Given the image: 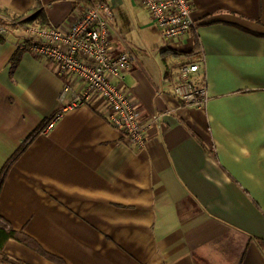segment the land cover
<instances>
[{
    "label": "crops",
    "instance_id": "0c3cea01",
    "mask_svg": "<svg viewBox=\"0 0 264 264\" xmlns=\"http://www.w3.org/2000/svg\"><path fill=\"white\" fill-rule=\"evenodd\" d=\"M39 1L50 25L84 5ZM108 2L111 53L135 57L122 82L148 125L144 146L124 142L97 95L53 121L84 83L63 95L58 65L0 15V172L20 151L0 216L65 264H264V0H191L195 26L179 39L136 0ZM35 4L0 0V10ZM188 62L208 85L204 108L173 91ZM5 252L0 264H57L15 240Z\"/></svg>",
    "mask_w": 264,
    "mask_h": 264
},
{
    "label": "built area",
    "instance_id": "2783aa9c",
    "mask_svg": "<svg viewBox=\"0 0 264 264\" xmlns=\"http://www.w3.org/2000/svg\"><path fill=\"white\" fill-rule=\"evenodd\" d=\"M136 1L148 11L150 20L167 39H179L195 26L191 0ZM111 16L108 0H97L84 4L81 14L68 25L21 26L18 30L24 38L23 47L39 58L54 61L66 76L63 95L71 90L72 79L84 83L83 90L56 112L53 121L97 95L109 105L110 119L122 131L124 142L142 148L148 125L139 121L137 101L124 91L122 82L123 70L130 67L135 57L131 52L111 53ZM200 69L198 62L184 63L173 79L174 93L188 107L204 108L210 100L206 81L195 80Z\"/></svg>",
    "mask_w": 264,
    "mask_h": 264
},
{
    "label": "trees",
    "instance_id": "16d2710c",
    "mask_svg": "<svg viewBox=\"0 0 264 264\" xmlns=\"http://www.w3.org/2000/svg\"><path fill=\"white\" fill-rule=\"evenodd\" d=\"M97 0H72L73 4L75 6L81 5V4H94ZM1 15V23L2 25H5L6 27L10 29H19L21 26L23 27H29V26H41V27H49L50 23L47 20V17L42 9L41 3L39 0H36V4L34 8H32L27 13H24L22 15H16L11 14L7 10H0ZM4 40V35L0 33V41ZM28 42V40H26ZM199 43L196 41V45L194 47V50H192L191 53H195V51L199 48ZM39 130H37L29 140H31ZM28 143L26 141L23 145V147ZM18 153H16L3 167V169L0 172V190L3 185V181L5 178V175L15 160V158L18 156ZM9 240H15L23 245L33 249L40 255L46 257L47 259L57 263V264H65L59 257L47 252L35 239L27 235L26 233L22 231L15 230L10 223L4 219L2 216H0V262L5 263L8 262L9 257L5 252V246Z\"/></svg>",
    "mask_w": 264,
    "mask_h": 264
}]
</instances>
